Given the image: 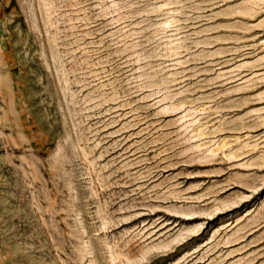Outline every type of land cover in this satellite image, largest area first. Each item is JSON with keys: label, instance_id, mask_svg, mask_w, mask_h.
Masks as SVG:
<instances>
[{"label": "rangeland", "instance_id": "obj_1", "mask_svg": "<svg viewBox=\"0 0 264 264\" xmlns=\"http://www.w3.org/2000/svg\"><path fill=\"white\" fill-rule=\"evenodd\" d=\"M0 264H264V0H0Z\"/></svg>", "mask_w": 264, "mask_h": 264}]
</instances>
